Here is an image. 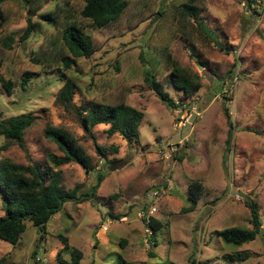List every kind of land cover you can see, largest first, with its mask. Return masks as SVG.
Masks as SVG:
<instances>
[{
	"label": "rangeland",
	"instance_id": "obj_1",
	"mask_svg": "<svg viewBox=\"0 0 264 264\" xmlns=\"http://www.w3.org/2000/svg\"><path fill=\"white\" fill-rule=\"evenodd\" d=\"M185 1L127 0L116 20L87 27L95 50L88 58H76L70 69L60 63L65 51L59 25L67 14L81 19L82 0L1 4L0 40L10 36L12 41L10 47L0 44V73L12 85L7 94L0 84V119L32 113L35 120L24 131L26 150L9 142L0 149V159L60 170L62 186L77 185L80 193L91 189L98 173L104 177L87 200L65 202L44 225L45 233L27 220L18 243L0 239V264H57L60 236L82 252L79 264H114L118 254L128 264H227L226 255L238 251H246L247 258L233 264H264L263 234L235 246L217 233L251 227L246 201L257 204L264 231V0L256 1L255 11L245 1L196 0L200 24L183 13ZM55 8L58 23L40 18ZM28 15L35 31L21 40ZM49 40L54 46L47 45ZM167 54L200 77L201 87L192 96L184 97L170 84ZM146 70L192 112L191 126L175 128L173 109L146 84ZM26 72L30 77L23 87ZM66 78L75 83L68 107L57 100ZM89 101H123L140 109L138 141L107 134L109 124L85 132L75 108ZM47 126L68 132L95 168L86 172L75 162L55 165L51 157L64 154L45 135ZM96 144L105 157L97 154ZM194 180L203 185L201 198L193 211L182 213ZM164 185L169 190L153 203L154 219L161 223L154 244L139 213L152 203L148 194ZM4 208L0 193V215ZM62 256L70 258L67 252Z\"/></svg>",
	"mask_w": 264,
	"mask_h": 264
},
{
	"label": "trees",
	"instance_id": "obj_2",
	"mask_svg": "<svg viewBox=\"0 0 264 264\" xmlns=\"http://www.w3.org/2000/svg\"><path fill=\"white\" fill-rule=\"evenodd\" d=\"M4 1L0 0V27L2 21L5 19L1 11V4ZM82 1L83 6L80 10L81 19L70 18L72 15L67 14L65 17L69 19L61 27L59 25L58 35L65 51L60 57V63L64 69L72 68L76 58H88L94 52L92 38L86 31L87 27L96 29L106 26L111 21L116 20L128 4L127 0ZM238 1H245L246 6H250L255 11L252 5H255L257 0ZM197 4L196 0H186L183 2L181 8L183 13L191 17L194 22L200 24V9ZM53 10L55 13H41L39 15L40 18L50 24L58 23L57 8ZM34 31L35 23L31 21V16L28 15L27 26L20 39L26 40ZM11 41L12 38L7 36L0 40V44L10 47ZM47 45L50 47L54 46V40H49ZM189 49L193 51L192 46ZM167 56L171 60L169 70L170 84L174 89L180 90L184 97L192 96L201 87L200 77L198 74L181 67L169 54ZM32 59L35 60L34 57ZM144 74V81L150 86L161 102L167 104L171 110L176 107H182L180 101H176L169 96L151 70H146ZM29 77V72H26L22 78L23 87ZM0 84L6 93L10 94L12 83L6 80L1 73ZM74 91L75 83L71 78H66L59 90L57 100L66 107L70 106ZM75 112L81 127L87 133H91V129L97 124H109L106 129L107 134L111 135L117 132L129 143L138 141V127L144 114L140 109L132 107L123 101L113 104L89 101L76 107ZM34 120L35 116L32 113H22L0 119V136H3L6 140V143H3L0 149H5L9 142H14L26 150L23 139L24 131L33 124ZM45 135L53 140L64 154L61 157H51L55 165L75 162L86 172H91L95 168L84 149L62 128L47 126ZM227 142H229V139ZM95 148L98 155L105 157L104 148L97 144ZM61 177L60 170H44L37 163L24 165L6 158L0 159V193L5 201L4 212L0 215V239L13 245L18 243L26 228L27 220L34 226L44 230V225L53 214L62 209L65 202H81L92 196L104 175L98 173L96 183L85 193H80L77 185L72 189H65L61 184ZM187 192L188 204L180 209L182 213L194 210L203 192L202 183L197 180L191 181L187 187ZM245 203L249 208V223L251 227L231 226L218 231V235L222 237L225 243L240 246L255 239L257 234L264 235V231L261 230V220L257 204L254 201H246ZM160 225V221L154 218L149 225L152 232L150 241H153L154 244V235ZM60 238L63 246L56 253L57 264H79L82 252L78 248L70 247L66 237L60 236ZM125 242L126 240H122L120 244L123 245ZM62 252H67L70 255L69 260H66L62 256ZM246 253V251H238L226 255V258H228L227 264L244 261L247 258ZM114 264H128V262L121 254H118ZM189 264H194V262L190 261Z\"/></svg>",
	"mask_w": 264,
	"mask_h": 264
},
{
	"label": "built area",
	"instance_id": "obj_3",
	"mask_svg": "<svg viewBox=\"0 0 264 264\" xmlns=\"http://www.w3.org/2000/svg\"><path fill=\"white\" fill-rule=\"evenodd\" d=\"M172 114L174 115V121L172 124H174L175 128H178L181 131V129H185V127H187L188 125L191 126L190 118L192 116V112L189 109H186V106L173 108ZM183 137L185 138V136ZM183 139H181V141ZM168 182L170 181L168 180ZM168 190H169L168 185H164L163 187L153 189L148 194V197L152 199L151 200L152 203H149V205L146 206L145 210H142L139 213V216L142 217L143 219V223L145 225V231L148 232L150 235L152 234V232L149 225L151 220L154 218L155 213L157 212V208L153 203L159 198L160 195L166 193ZM145 243L147 244V241H145ZM39 260H40L39 258H36V261Z\"/></svg>",
	"mask_w": 264,
	"mask_h": 264
},
{
	"label": "water",
	"instance_id": "obj_4",
	"mask_svg": "<svg viewBox=\"0 0 264 264\" xmlns=\"http://www.w3.org/2000/svg\"><path fill=\"white\" fill-rule=\"evenodd\" d=\"M155 19H156V17L153 18V20H155ZM214 42H215L216 44H219V41L216 40V39H214ZM199 67H201V66H199Z\"/></svg>",
	"mask_w": 264,
	"mask_h": 264
}]
</instances>
